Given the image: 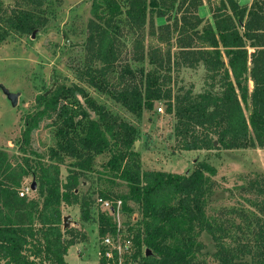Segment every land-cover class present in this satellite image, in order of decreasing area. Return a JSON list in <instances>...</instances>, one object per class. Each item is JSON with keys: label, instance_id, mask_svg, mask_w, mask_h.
Segmentation results:
<instances>
[{"label": "trees", "instance_id": "16d2710c", "mask_svg": "<svg viewBox=\"0 0 264 264\" xmlns=\"http://www.w3.org/2000/svg\"><path fill=\"white\" fill-rule=\"evenodd\" d=\"M158 1L127 0L126 16L138 30L148 22L149 36L167 44L176 32L177 51L151 46L146 54H139V60L147 57L153 66L144 72L143 89L125 88L115 98L136 116L163 101L166 112L175 118L173 130L180 150L264 148V0H253L250 5H240L238 0H219L216 6L210 2L213 22L198 13L203 0H161L157 8ZM2 5L0 0V12ZM90 13L92 53L105 74L116 60L112 26L122 9L118 0H92ZM153 16L166 18L156 28L160 33L154 30ZM33 17L25 11L7 17L5 25H0V42L10 32H29ZM200 65L205 70L202 91L193 93L192 87L173 91L169 85L173 66ZM95 71L89 64L84 71L75 70L78 81L102 89ZM77 93L99 114L98 119H91L86 109L81 113L69 109L66 101ZM36 107L25 117L21 157L13 158L0 148V264H68L65 255L76 241L74 229L63 228L62 206L79 205L81 221L90 220L92 201L80 196L77 187L79 178L92 170L94 156L104 152L111 154L109 165L116 170L115 176L128 186L126 195L115 197L121 199V211H132L129 200L141 211L135 241H142L150 251L143 255V264H201L198 255L204 245L198 238L203 232L215 243L216 264H264L263 217L255 222L258 241L230 247L224 239L227 229L207 214L210 176L216 173L208 161H198L186 175L141 170L133 151L134 127L115 116L106 119V113L87 99L78 84H61L47 95H37ZM77 114L81 117L76 120ZM45 119L51 120L48 126H56L57 140L43 157L31 148V135ZM65 158L73 161L62 180L60 166ZM28 177L36 183V189L30 190L34 195H21L32 183L26 182ZM244 191L255 196L249 203L264 216V174L250 180ZM108 214H99V235L112 223Z\"/></svg>", "mask_w": 264, "mask_h": 264}, {"label": "rangeland", "instance_id": "374dc122", "mask_svg": "<svg viewBox=\"0 0 264 264\" xmlns=\"http://www.w3.org/2000/svg\"><path fill=\"white\" fill-rule=\"evenodd\" d=\"M0 25L4 26L7 17H13L19 11L30 12L34 15V27L29 32H10L0 42V83L11 92L18 93V100L12 106L0 87V148L6 150L10 156L19 159L21 133L25 126L27 113L34 111L36 96L49 94L58 85H80L96 106L106 113L105 118L115 116L118 120L127 122L135 129L133 151L137 164L141 170H161L168 173L188 174L195 163L208 161L216 168V173L210 176V189L206 196L205 209L210 217L217 219L227 229L226 246L234 247L237 243L246 241L254 244L258 241L256 218L259 216L249 200L255 196L244 191L247 183L264 174V148L248 147L220 150H191L178 148L174 136L173 126L175 118L166 112L163 101L154 103L151 109H143L140 116L129 112L116 98L125 88L142 87L144 72L152 69L147 57L139 60V54H146L149 47L167 48L171 53L177 51L175 44L176 32L171 34V40H164L149 36V24L138 28L126 16L127 0H118L122 13L115 19L112 30L115 34L116 60L105 74L99 70L101 62L95 60L94 46L89 40V20L91 18L92 0H1ZM253 0H238L240 5H250ZM215 6L219 0H203L198 13L205 20L213 22L210 11L211 3ZM162 6L158 1L157 8ZM149 9V8H148ZM147 9L146 20L150 13ZM153 14H155L153 12ZM154 17L157 32L158 25L166 23L165 17ZM172 20V19H171ZM171 22V21H170ZM92 53V54H91ZM92 65L101 88L80 82L76 69H86ZM141 70L143 73H141ZM170 86L173 91L185 90L192 87L193 93H198L205 87V70L203 66L196 68L175 67L170 70ZM253 83L249 82L250 90ZM86 98L76 94L67 100L69 109L81 113L82 109L91 119H98L99 114L86 105ZM161 108V110H159ZM249 111L246 110L248 115ZM81 117L77 114L76 120ZM83 121L87 120L85 117ZM50 119L40 123L38 129L31 135V148L46 157L48 148L55 145L56 126L48 124ZM111 154L104 152L94 156L92 170L79 178L77 191L80 196H88L92 201L91 218L88 222L80 219L79 205H72L67 209L70 215V226L74 229L75 241L68 251L69 264H96L98 258V217L101 208L97 204V197L101 193L110 195L115 200L119 195L128 193L127 184L115 176L116 170L110 168ZM30 157L37 159L33 154ZM72 158H65L60 166L61 179L64 180ZM31 177L26 179L29 183ZM244 187V188H243ZM29 195H34L33 191ZM249 199V200H248ZM131 212L120 211V221H134V227L142 224V214L139 207L132 201H127ZM66 215V214H65ZM109 215V214H108ZM247 215V218L244 216ZM112 220V216H108ZM251 220V222H249ZM260 220V223L264 222ZM249 222V223H248ZM242 230L238 231L236 227ZM264 227V226H263ZM204 245L198 255L201 264H216V247L210 235L203 232L199 238ZM264 241V233H263ZM81 256H78V254ZM82 255L86 257H82Z\"/></svg>", "mask_w": 264, "mask_h": 264}, {"label": "built area", "instance_id": "2783aa9c", "mask_svg": "<svg viewBox=\"0 0 264 264\" xmlns=\"http://www.w3.org/2000/svg\"><path fill=\"white\" fill-rule=\"evenodd\" d=\"M30 190V186L26 185L20 194H28ZM96 202L103 212L112 216L111 225L102 235H98L96 264H143L142 258L147 248L142 241L139 244L135 241L137 228L134 221H120L121 199L97 197Z\"/></svg>", "mask_w": 264, "mask_h": 264}, {"label": "water", "instance_id": "95a60500", "mask_svg": "<svg viewBox=\"0 0 264 264\" xmlns=\"http://www.w3.org/2000/svg\"><path fill=\"white\" fill-rule=\"evenodd\" d=\"M0 87L3 90L4 94L6 95V97L8 98V100L10 101L11 105L15 106L17 104V100H18V93L11 92L2 83H0ZM30 189L31 190L36 189L35 181H32V183L30 185ZM69 218H70L69 216H65L62 218L64 228H67L69 226ZM148 253H150V251L147 249L146 254H148Z\"/></svg>", "mask_w": 264, "mask_h": 264}, {"label": "crops", "instance_id": "0c3cea01", "mask_svg": "<svg viewBox=\"0 0 264 264\" xmlns=\"http://www.w3.org/2000/svg\"><path fill=\"white\" fill-rule=\"evenodd\" d=\"M34 193V192H33ZM28 195H29V193H28ZM69 207H71V206H67V205H63L62 206V216L63 217H65V216H69V217H71L70 215H67V209L69 208ZM66 214V215H65ZM69 220H70V218H69ZM68 227H72V226H70V221H69V226ZM64 228V227H63ZM75 244H78V243H76L75 242ZM74 245V244H73ZM72 245V246H73ZM71 247V246H70ZM70 247L68 248V250H67V254L65 255V260H66V262L69 264V262H68V260H67V257H68V251L70 250ZM78 254V253H77ZM78 256H80L79 254H78ZM81 257V256H80ZM82 257L84 258V257H86V256H84V255H82Z\"/></svg>", "mask_w": 264, "mask_h": 264}]
</instances>
